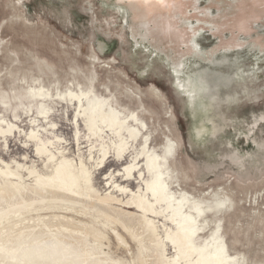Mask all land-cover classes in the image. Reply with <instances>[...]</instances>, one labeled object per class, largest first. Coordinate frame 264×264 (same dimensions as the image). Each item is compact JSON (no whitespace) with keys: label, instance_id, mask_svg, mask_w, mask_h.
Segmentation results:
<instances>
[{"label":"rangeland","instance_id":"rangeland-1","mask_svg":"<svg viewBox=\"0 0 264 264\" xmlns=\"http://www.w3.org/2000/svg\"><path fill=\"white\" fill-rule=\"evenodd\" d=\"M142 13L147 25L134 35ZM96 97L137 133L123 131V156L116 130L88 128L83 112ZM9 127L0 246L9 239L17 261L29 240L57 236L99 264H190L183 218L171 219L184 197L197 246L220 227L233 264H264V0H0V128ZM145 144L159 155L171 208L147 187ZM7 255L0 249V264H18Z\"/></svg>","mask_w":264,"mask_h":264},{"label":"bare ground","instance_id":"bare-ground-1","mask_svg":"<svg viewBox=\"0 0 264 264\" xmlns=\"http://www.w3.org/2000/svg\"><path fill=\"white\" fill-rule=\"evenodd\" d=\"M146 25H147V22H146L145 14L142 13L141 15H139L138 18H136V21H134L133 34L136 35L138 30L141 27L146 26ZM69 95L73 98H77L80 102H82L81 98L85 94L81 93V95H78L77 93H70ZM107 101L108 100H105V99L100 100V98H98V97L90 100L89 101L90 111L89 112L84 111L83 114L88 119V123H87L88 128L93 132V134H99V133L101 134L102 125H106L107 127L116 130V134L120 137V144L118 145V146H120L119 153L123 156L122 153L128 149V147L130 146V143H131L129 141V139L122 134L123 131L127 130L130 138L133 141L137 140L136 139L137 133H136L134 128H130L126 125L125 121L119 117V115L116 113V111L114 112V110H106L105 104ZM0 133L3 135L8 134V133H12V128H10V127L6 128V129L0 128ZM97 136H99V135H97ZM147 148H148V146H147V144H145L141 153H143L146 156L147 165H148L149 169L155 174L154 178L151 181L147 182V187L151 191L150 193L153 194L152 196L156 197V200L159 203L168 200L169 205H170L168 207L171 208L172 200L174 198L173 194H172L173 191L172 192L168 191L169 193H167L168 185H167L166 179L164 178L166 175L164 176L161 173L162 166L160 163L161 161H160L159 155L155 152L148 151ZM173 150H174V146L169 145L167 152H169V154H170V153H172L171 151H173ZM39 151L43 152L44 147H40ZM119 157H121V156H119ZM164 160L166 162L167 159L164 158ZM133 168H134L133 165L129 166V168H128L129 173L132 172ZM33 172L34 171H32L31 173H33ZM22 189H24V188H22ZM73 192H74V194H78L79 190L78 189L73 190ZM224 201L220 200L219 202H216L215 204H217V208L224 206V204H225ZM186 202H187V199H185L184 197L181 199V201L180 200L178 201V208H175L171 219L174 222H177L176 218H179V217L183 218L182 219L183 222H181L182 227L178 231L179 240L182 242L184 250L186 251L187 256L190 259L195 254L197 255V260L194 262L191 261L190 264H233L234 257L230 256V254L228 253L227 247L225 245L226 243H224L223 237L219 236V232L221 230L220 227H218V229L215 231L212 239H210L211 242L209 244H206L205 246L203 245L204 247H202V246H197V244L194 243L193 237L197 234V227L195 228L193 226L195 223L194 217L192 215H188V214H185L183 212V210H184L183 203H186ZM134 203L136 204L135 201H134ZM200 204L201 203H199V205ZM140 205H141V208L144 209L146 212H154L155 211L153 204L147 198H145L143 196L140 197ZM137 206L139 207V203ZM199 208H200V206H199ZM64 209L67 211H75V209L67 208V207ZM198 211L201 213L203 212V210H201V209H198ZM15 217L16 216L12 213V215L9 218L14 219ZM133 217H135V220H137V222L139 223V227H141V229L147 230L148 234L151 236H155V237L157 236L156 235L157 230H156V227L154 226V224H149V226L146 227L147 221H146V217L144 215L143 216L133 215ZM57 229H59V228H57ZM53 231L58 232V230H53ZM59 232H62V230L59 229ZM114 233L120 239V241H122L125 244V241H124L122 235L119 234V232H117L116 230H114ZM142 237L143 236L140 233V238H142ZM50 239L54 243L53 247H50V245L47 244L48 241H51L49 239L42 238V239L37 241V245L30 244V242H32V239H31V241L29 240L28 245H26L27 250H24L23 253L27 252V254H26L27 257L29 255H31L33 257H35V256L46 257V259H44V260H46L47 263L45 262V264H83V261H81V263H80V260H79V258H81L82 256L85 258L84 262L86 264H99L97 261L93 262V261L89 260V259L93 258V256H96V254H95V252H93V250H87L85 254H79V253L74 252L73 250H70L69 248H67L65 246V244L62 243L61 237L52 236ZM8 242H9V239H7L5 242H2L3 245L0 246V249H5V252L8 254L7 257L10 258V260L13 259L18 264L30 263L27 257L25 259L21 258L20 261H17L16 258L19 256V255H17L18 250H16L14 248L15 251L11 252V250H9L10 248L7 247V245H6V243H8ZM39 259H41V258H39Z\"/></svg>","mask_w":264,"mask_h":264},{"label":"crops","instance_id":"crops-1","mask_svg":"<svg viewBox=\"0 0 264 264\" xmlns=\"http://www.w3.org/2000/svg\"><path fill=\"white\" fill-rule=\"evenodd\" d=\"M98 45H99V46H103L104 48H107L108 45H109V41L106 42L105 40H102V39H101L100 41H98ZM191 111H193V112H190V113L187 112V115H188V116H189V115L192 116V115L195 114V111H196V110H195V106L192 107Z\"/></svg>","mask_w":264,"mask_h":264}]
</instances>
